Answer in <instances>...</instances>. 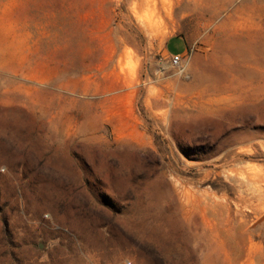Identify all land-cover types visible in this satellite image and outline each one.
<instances>
[{"label": "rangeland", "instance_id": "rangeland-1", "mask_svg": "<svg viewBox=\"0 0 264 264\" xmlns=\"http://www.w3.org/2000/svg\"><path fill=\"white\" fill-rule=\"evenodd\" d=\"M134 2L0 0V264H264L263 1Z\"/></svg>", "mask_w": 264, "mask_h": 264}, {"label": "crops", "instance_id": "crops-1", "mask_svg": "<svg viewBox=\"0 0 264 264\" xmlns=\"http://www.w3.org/2000/svg\"><path fill=\"white\" fill-rule=\"evenodd\" d=\"M166 41V46L164 50V55L167 58H172L173 56L186 57L190 51V43L187 39L173 35Z\"/></svg>", "mask_w": 264, "mask_h": 264}, {"label": "bare ground", "instance_id": "bare-ground-1", "mask_svg": "<svg viewBox=\"0 0 264 264\" xmlns=\"http://www.w3.org/2000/svg\"><path fill=\"white\" fill-rule=\"evenodd\" d=\"M212 1H214L215 3H218L219 1H221V0H212ZM227 0H224V3L226 2ZM254 1L255 0H244V5H243V7L242 8H248V7H253V6H255L256 5V3L254 4ZM258 1V0H257ZM259 1H261V0H259ZM263 2H262V6H264V0H262ZM137 2H136V0H135V2H134V4H133V10L134 11H136V8H137ZM141 6V5H140ZM139 6V7H140ZM260 6V5H259ZM261 7V6H260ZM146 8H148V7H146ZM139 9V8H138ZM136 13V12H135ZM136 25H137V27L140 29V31H142V32H147V31H152L153 30V27H154V22H152V17L150 16H148V17H142V16H138L137 14H136ZM147 33H149V32H147ZM257 49V48H256ZM260 49V48H259ZM249 169V171L250 172H252V173H258V172H260L261 170L260 169H258V168H256V167H251V168H248ZM246 178V177H245Z\"/></svg>", "mask_w": 264, "mask_h": 264}, {"label": "built area", "instance_id": "built-area-1", "mask_svg": "<svg viewBox=\"0 0 264 264\" xmlns=\"http://www.w3.org/2000/svg\"><path fill=\"white\" fill-rule=\"evenodd\" d=\"M183 61H184V57L182 56H173L171 58V62L174 66H180Z\"/></svg>", "mask_w": 264, "mask_h": 264}]
</instances>
